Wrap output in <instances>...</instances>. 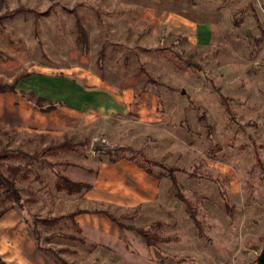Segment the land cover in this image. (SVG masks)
Here are the masks:
<instances>
[{"label":"rangeland","instance_id":"obj_1","mask_svg":"<svg viewBox=\"0 0 264 264\" xmlns=\"http://www.w3.org/2000/svg\"><path fill=\"white\" fill-rule=\"evenodd\" d=\"M179 1L0 2V84L27 74L18 91L47 99L65 94L70 106L78 105L73 99L88 97L99 103L118 101L127 88L132 97L129 111L106 110L102 118L100 108L88 116L58 109L41 113L17 94L13 102L6 99L13 93L0 95V152L7 153L2 170L22 198L21 206L12 204L0 190V210L7 207L5 213L19 215L26 227L0 226L2 257H10L15 237L24 245L25 233L34 227L39 246L63 249L59 255L68 264H99L104 251L63 238L77 237L68 217L78 204L55 189L54 172H60L64 155L94 166L98 160L121 157L141 163L139 152L185 171L176 173L184 196L214 246V239L222 242L215 257L218 251L225 264L253 261L264 235V182L254 159L258 154L264 166V0H187L195 22L203 21L201 14L220 13L222 33L215 34L217 42L210 46L191 42L180 28L183 20L174 14ZM76 21L86 41L80 40ZM145 93L153 101L151 115L149 105L136 112ZM154 106L164 116L162 123L151 118ZM65 129L71 132L52 133ZM64 141L88 144L71 154L58 150L41 156L52 168L10 153L20 149L33 154ZM151 169L156 176L163 173ZM172 209L174 226L163 227L159 235L155 226L146 230L160 238L176 236L178 244L168 252L186 261L202 253L198 244L203 239L182 202ZM52 217L63 219L52 228L38 222ZM159 252H154L156 260Z\"/></svg>","mask_w":264,"mask_h":264},{"label":"crops","instance_id":"obj_2","mask_svg":"<svg viewBox=\"0 0 264 264\" xmlns=\"http://www.w3.org/2000/svg\"><path fill=\"white\" fill-rule=\"evenodd\" d=\"M171 3H176V0H172ZM191 12V2L180 0L177 11H174V14L179 17L178 20H183L178 22L183 23L180 28L189 36L191 42L207 46L214 45L217 42L215 34H218V32L222 33L218 21L220 13L218 12L219 14L217 13V15L212 13L201 14L203 21L195 22ZM177 16L174 17V21L177 20ZM219 68L224 72L229 70L226 65H221ZM128 89L121 92L122 96L119 95L118 101L112 100L110 103L107 101L99 103L88 97L85 100L83 98L81 100L73 99V104L77 103L78 105L70 106L64 97L66 96L65 94L57 99L41 97L47 101L57 103L58 110H65L75 115L84 114L88 116L89 113L99 112L100 108L104 111L101 116L103 118L106 110L119 113L130 110L129 105L132 97L129 95ZM75 92L73 90V93ZM76 94L73 95L74 98ZM88 94L90 96V93ZM13 95L6 96V99L13 102L17 97L15 96L16 94ZM142 104L144 108L149 105L150 112L148 114H153L151 109L153 101L146 93L139 97L136 105L137 114L144 109ZM153 112L154 115L151 118L156 122L162 123L164 116L157 111L156 106H154ZM69 132H71L70 129H65L52 133L67 134ZM41 133L34 131L33 135ZM67 153L71 154L73 151ZM64 156V159H59L60 172L73 181L91 186V189L87 191L70 196L75 198L78 204L71 213L77 212L73 216V222L79 229V236L84 238L87 243L95 245V249L98 251H104L103 254H100L99 264H158L157 260L162 261L161 264H200L199 260L202 264H225L224 256H220L218 251L217 257L214 256L215 250L220 249L219 244L222 242L218 238L217 240L214 239L217 241V247H215L216 242L210 241L213 240L209 236L210 232L206 234L202 230L204 237H200L203 240L198 244L202 253L196 252L191 258H185L186 261L178 259L175 254L168 252V249H172L174 245L178 244L176 236H161L169 241L162 242L163 244L159 246V249H156L149 248L143 237L139 235L138 230H146L151 225L156 227L154 232L158 235L162 233L163 227L175 225L170 220L172 221L175 218L172 215L174 214L172 207L177 205L178 199L175 197V191L168 179L147 175L138 166L126 159L117 160L115 163L98 160L94 166H83L69 161L68 157ZM61 163L68 164L65 166ZM102 212H107L117 218L119 223L124 225L125 228H120ZM17 218L19 219L18 221ZM168 219L169 221H166ZM2 225H5L10 230H15L18 226L25 227V223L21 221L20 216L12 215V212L4 213L0 217V226ZM18 243H21V241L18 240V237H15L8 259L2 257L0 251V259L4 264H55L52 259L43 257L44 254L38 250L37 242L32 233H25L24 245H19ZM18 247L20 248L19 251ZM262 248L263 242L250 264L255 261ZM155 251H160L158 255L160 257L157 260Z\"/></svg>","mask_w":264,"mask_h":264},{"label":"trees","instance_id":"obj_3","mask_svg":"<svg viewBox=\"0 0 264 264\" xmlns=\"http://www.w3.org/2000/svg\"><path fill=\"white\" fill-rule=\"evenodd\" d=\"M0 2H2V0H0ZM1 19V18H0ZM76 29L77 32L80 36V40L82 41H86L87 35L85 30L81 27V25L79 24L78 21H76ZM0 57H2V54L0 53ZM10 62V61H9ZM7 63V62H6ZM25 77H27L26 75H22L16 79H14V81L12 83H4V84H0V94L2 93H6V92H10L13 94H17L20 97L24 98L30 105L33 106V108L39 110L41 113H48L51 111H54L58 108V104L52 101H47L44 98L40 97V96H36L34 93L29 92V93H25L23 91H18L17 90V85L18 83L24 79ZM88 143L87 142H80V143H72L69 141H64L62 143H60L59 145L53 146V147H44L42 148L39 152H35L33 154H28L20 149H15L13 152L10 153H16L20 156L21 159L23 160H27V162L29 163H41L43 165H46L49 168H52L54 165L52 163H50L49 161H46L44 159H40L41 156L47 155L53 151H72L77 147H85ZM138 155H140L142 162L141 163H137L132 157L131 158H126L128 161L134 163L136 166H138L141 170H143L147 175L153 176L155 178H166L170 181L171 183V187L175 190V197L184 204L185 206V210L186 213L189 215V217L191 218L194 226L197 229V233L199 237H204L203 232H202V228L200 225V222L196 219V215H195V210L192 206V204L188 201V199L184 196L183 194V187L182 185L179 183V181L177 180L176 177V173H185V171H183L182 169H178L175 167H166L165 165H163L162 163H158V162H154L152 160H150L149 158H147L144 155H141L139 152H137ZM7 156V153L4 151L0 152V190L2 191V193L4 194L5 198H8L11 200L12 204H16L18 206H21V201L22 198L20 196V192L19 189L16 187V184L14 183L13 180L9 179L3 172L2 167H3V162L2 160H4ZM121 158H117V159H109L108 163H115L117 160L122 159ZM255 159V164L256 167L259 169V176L261 178V180L264 182V166L262 164V161L259 157L258 154H255L254 156ZM62 165H67L68 163H61ZM152 167H158L161 170H163V173H161L160 175L156 176L153 174L152 172ZM10 171V168H8ZM54 176L56 177V181H55V189L58 192H64L66 195L68 196H72V195H76L79 194L83 191H87L89 189H91V186L85 183H81V182H77V181H73L71 179H69L67 176L63 175L60 172H54ZM8 210L7 207H5L4 209L0 210V217ZM96 212V211H94ZM77 212H73L71 213V215L68 217L71 220V225L73 228H75L76 232H77V237L74 235H63V238L66 240H73L78 242L81 245H88L90 248L95 249L96 246L90 243H87L85 241L84 238L79 236V229L77 227V225L73 222V216L76 214ZM104 213L113 223H115L116 225H118L120 228H125L124 225H122L121 223H119L118 219L113 217L111 214L107 213V212H102ZM63 218H48V219H43V218H39L38 222L40 225L42 226H47L49 228L54 227L59 220H62ZM139 233V235H141L143 237V239L145 240L147 246L149 248H157V244L158 243H162V242H167L169 241L168 239H163L158 237L156 234L154 233H150L147 230H138L137 231ZM32 233L35 237V240L38 244L37 248L39 251H42L44 253H47L50 255V257L52 258V260L54 261L55 264H68L62 257H60L59 253H62V250H54L51 248H42L39 246V233L36 230V228L32 227ZM47 242L50 241L49 238L45 239ZM261 241L263 242V248L261 250V252L259 253V255L257 256V258L255 259V261L252 264H264V237L261 239ZM0 264H4L3 261H1L0 259Z\"/></svg>","mask_w":264,"mask_h":264}]
</instances>
